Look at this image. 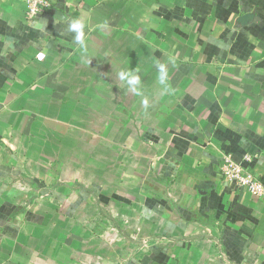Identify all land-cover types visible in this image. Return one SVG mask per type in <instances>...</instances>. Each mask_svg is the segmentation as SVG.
Segmentation results:
<instances>
[{
  "label": "crops",
  "instance_id": "obj_1",
  "mask_svg": "<svg viewBox=\"0 0 264 264\" xmlns=\"http://www.w3.org/2000/svg\"><path fill=\"white\" fill-rule=\"evenodd\" d=\"M25 1L0 0V264H264V194L219 171L264 184V0Z\"/></svg>",
  "mask_w": 264,
  "mask_h": 264
},
{
  "label": "built area",
  "instance_id": "obj_2",
  "mask_svg": "<svg viewBox=\"0 0 264 264\" xmlns=\"http://www.w3.org/2000/svg\"><path fill=\"white\" fill-rule=\"evenodd\" d=\"M53 0H26V17L34 20L39 14L51 11L54 7ZM221 177L242 190H246L255 197H262L264 184L252 172L236 164L227 155L221 157L219 164Z\"/></svg>",
  "mask_w": 264,
  "mask_h": 264
},
{
  "label": "clouds",
  "instance_id": "obj_3",
  "mask_svg": "<svg viewBox=\"0 0 264 264\" xmlns=\"http://www.w3.org/2000/svg\"><path fill=\"white\" fill-rule=\"evenodd\" d=\"M84 25L79 21H73L69 24L68 31L75 33V40L80 42L82 45L84 44ZM126 73H120V79L125 78ZM133 83L135 81H132Z\"/></svg>",
  "mask_w": 264,
  "mask_h": 264
},
{
  "label": "water",
  "instance_id": "obj_4",
  "mask_svg": "<svg viewBox=\"0 0 264 264\" xmlns=\"http://www.w3.org/2000/svg\"><path fill=\"white\" fill-rule=\"evenodd\" d=\"M247 19V17H244L242 20H246Z\"/></svg>",
  "mask_w": 264,
  "mask_h": 264
}]
</instances>
